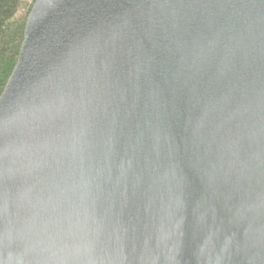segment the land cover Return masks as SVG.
<instances>
[{
    "label": "water",
    "instance_id": "1",
    "mask_svg": "<svg viewBox=\"0 0 264 264\" xmlns=\"http://www.w3.org/2000/svg\"><path fill=\"white\" fill-rule=\"evenodd\" d=\"M0 264H264V0H36Z\"/></svg>",
    "mask_w": 264,
    "mask_h": 264
},
{
    "label": "trees",
    "instance_id": "2",
    "mask_svg": "<svg viewBox=\"0 0 264 264\" xmlns=\"http://www.w3.org/2000/svg\"><path fill=\"white\" fill-rule=\"evenodd\" d=\"M36 0H0V96L17 64L27 18Z\"/></svg>",
    "mask_w": 264,
    "mask_h": 264
}]
</instances>
